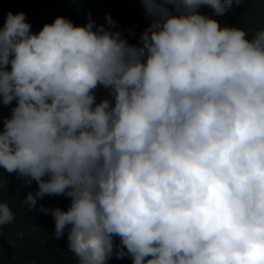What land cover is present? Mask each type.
Listing matches in <instances>:
<instances>
[{"label":"clouds","instance_id":"obj_1","mask_svg":"<svg viewBox=\"0 0 264 264\" xmlns=\"http://www.w3.org/2000/svg\"><path fill=\"white\" fill-rule=\"evenodd\" d=\"M237 4L241 0H235ZM131 44L115 21L23 11L0 27V167L36 181L78 264H264V28L216 15L233 0H142ZM110 93L98 103L94 90ZM14 221L0 203V225ZM119 238L117 244L114 240Z\"/></svg>","mask_w":264,"mask_h":264},{"label":"trees","instance_id":"obj_2","mask_svg":"<svg viewBox=\"0 0 264 264\" xmlns=\"http://www.w3.org/2000/svg\"><path fill=\"white\" fill-rule=\"evenodd\" d=\"M8 11H23L33 32L39 31L45 22L51 23L57 15L70 19L75 25H83L91 18L95 24L108 27L107 15L115 21L114 30L121 31L131 44L139 43L141 31L150 23L142 0H0V27ZM198 11L214 18L221 27L243 28L249 40L255 31L264 28V0H241L239 4L233 0L232 7L222 15H216L207 5H202ZM94 92L97 103L106 96L111 100L103 86H98ZM14 104L15 101L7 106L0 103V130ZM37 187L35 180L26 183L25 177L0 167V203H7L14 213L12 223L0 225V264H78L68 247L67 229L57 238L54 218L40 210L41 206L67 210L71 198L45 195L29 210L23 200L28 191L35 194ZM114 240L119 243L118 237ZM108 264H131V258L118 259L113 255Z\"/></svg>","mask_w":264,"mask_h":264}]
</instances>
